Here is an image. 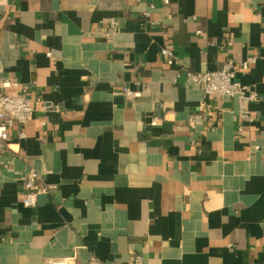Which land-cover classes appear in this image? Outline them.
I'll return each instance as SVG.
<instances>
[{"label":"crops","instance_id":"0c3cea01","mask_svg":"<svg viewBox=\"0 0 264 264\" xmlns=\"http://www.w3.org/2000/svg\"><path fill=\"white\" fill-rule=\"evenodd\" d=\"M248 59L252 121L188 80ZM0 91L36 108L0 161V264H264V0H0Z\"/></svg>","mask_w":264,"mask_h":264},{"label":"built area","instance_id":"2783aa9c","mask_svg":"<svg viewBox=\"0 0 264 264\" xmlns=\"http://www.w3.org/2000/svg\"><path fill=\"white\" fill-rule=\"evenodd\" d=\"M164 5H169L171 0H162ZM149 18V14L144 15ZM110 32L105 37L111 41L113 35L117 32L114 21H109ZM225 43L224 46H230ZM161 56L165 59L167 65L172 67L177 64L173 46L167 44L161 50ZM256 59H248L245 63L237 66L233 60H228L223 68L219 71H209L198 75H188V80L199 87L205 99L209 97L220 98H236L239 105V117L243 120L252 121L250 113L245 108V104L257 101V97L250 93V89L236 80V73L248 71L251 64ZM16 85L10 81H4L2 89H11ZM125 100L130 103H136L141 97V91H133L130 88L123 89ZM206 103L202 104L205 107ZM36 108L26 95L9 96L0 91V161L2 154L9 151V143L11 133L14 129H18V140L22 141L26 138L25 127L34 119ZM151 125H158L157 121H152ZM44 191L41 189L40 177L37 173L32 172L28 175L25 183V199L23 206L26 208H34L37 205L38 198ZM50 264H67V261H59ZM134 264H143L140 257H136Z\"/></svg>","mask_w":264,"mask_h":264}]
</instances>
